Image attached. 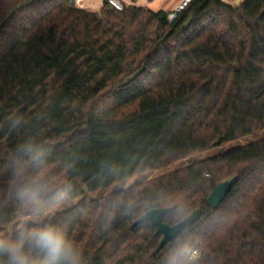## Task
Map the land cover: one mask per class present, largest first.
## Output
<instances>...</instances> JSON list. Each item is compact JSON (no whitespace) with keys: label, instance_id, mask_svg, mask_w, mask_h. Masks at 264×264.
I'll return each instance as SVG.
<instances>
[{"label":"trees","instance_id":"trees-1","mask_svg":"<svg viewBox=\"0 0 264 264\" xmlns=\"http://www.w3.org/2000/svg\"><path fill=\"white\" fill-rule=\"evenodd\" d=\"M70 2L0 0V228L33 214L20 173L48 179L43 211L264 129V0H192L171 22L141 5ZM159 208L169 226L200 215L160 249L154 225H134ZM43 221L80 264H264V138Z\"/></svg>","mask_w":264,"mask_h":264},{"label":"clouds","instance_id":"clouds-1","mask_svg":"<svg viewBox=\"0 0 264 264\" xmlns=\"http://www.w3.org/2000/svg\"><path fill=\"white\" fill-rule=\"evenodd\" d=\"M25 154L33 161L42 158V151L26 146ZM22 177L18 198L37 220V226L19 230L18 239L0 237V264H80L79 250L67 239L64 231L55 223L41 219V205L48 194V179L42 175Z\"/></svg>","mask_w":264,"mask_h":264},{"label":"rangeland","instance_id":"rangeland-1","mask_svg":"<svg viewBox=\"0 0 264 264\" xmlns=\"http://www.w3.org/2000/svg\"><path fill=\"white\" fill-rule=\"evenodd\" d=\"M150 1L151 0H149V2ZM162 2H163V0H155L153 3H149V4L148 3L146 4L143 2H138V5H141L144 8H149L151 10L158 11V10H160V4ZM71 137L72 136L65 137V138H63V140H68ZM262 138H264V129L254 133V134L242 137V138L234 140V141H230V142L218 145V146L214 145L206 151L194 154V155L186 157L184 159H180V160L175 161L171 164L165 165V166H163L157 170L133 176L132 178H129L128 180H126L124 182L115 183V184L110 185V186H108L104 189H101V190H95V191L87 192L83 196L73 198L70 200H66V201H63L57 205L50 206L49 208L41 211V213H42L41 219L43 221V220L51 217L55 213L62 211L64 209L86 203L92 199H96L99 197L106 196V195H108L114 191L126 188L130 185L144 182L148 179L166 174V173L171 172L173 170L183 168L189 164H193V163L198 162L200 160L209 158V157L216 155V154H219L223 151L230 150V149L236 148L238 146L245 145V144L253 142V141H257V140L262 139ZM36 223H37V220L34 218L33 214L18 218L12 224L1 227L0 228V236L10 235V234H12L13 231H15L17 229L27 227V226H30V225L36 224Z\"/></svg>","mask_w":264,"mask_h":264},{"label":"water","instance_id":"water-1","mask_svg":"<svg viewBox=\"0 0 264 264\" xmlns=\"http://www.w3.org/2000/svg\"><path fill=\"white\" fill-rule=\"evenodd\" d=\"M240 2L237 1L235 5H238ZM70 6H74L73 0L70 2ZM130 7H133L131 5ZM234 179L228 178L224 181L217 183L209 196L206 199V202L210 209H216L221 202L226 198L231 188L233 187ZM171 211V208H159L152 209L142 215L137 221L134 222V225L142 223L144 221H149L152 225L157 228V233L160 234L161 240L159 248H163L167 243L178 237L186 228L192 225L200 215V210H195L185 217L179 223L169 226L162 223L161 217Z\"/></svg>","mask_w":264,"mask_h":264},{"label":"built area","instance_id":"built-area-1","mask_svg":"<svg viewBox=\"0 0 264 264\" xmlns=\"http://www.w3.org/2000/svg\"><path fill=\"white\" fill-rule=\"evenodd\" d=\"M192 0H179L177 4L169 10H166L167 12V20L168 21H173L179 12L184 10V8L191 2ZM74 6L79 9H85L89 11H94L98 12L101 7L103 6L104 0H99L100 2V8L95 7L94 4H92L91 0H73ZM138 2H143V3H149V0H105V4L113 10L116 11H123L126 6H131V5H138ZM199 257V253L197 251H193L189 258L188 261H194Z\"/></svg>","mask_w":264,"mask_h":264},{"label":"crops","instance_id":"crops-1","mask_svg":"<svg viewBox=\"0 0 264 264\" xmlns=\"http://www.w3.org/2000/svg\"><path fill=\"white\" fill-rule=\"evenodd\" d=\"M126 1V0H125ZM155 0H151L149 3H153ZM179 0H163V2L160 4V10H169L172 9L178 2ZM224 2L235 5L237 1L241 2L243 0H223ZM92 4H94L95 7L100 8V2L99 0H91ZM148 3V4H149Z\"/></svg>","mask_w":264,"mask_h":264}]
</instances>
